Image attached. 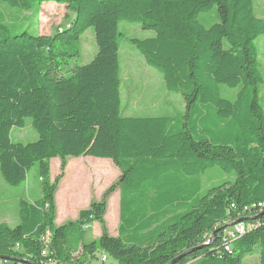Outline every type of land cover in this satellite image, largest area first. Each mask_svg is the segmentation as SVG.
Segmentation results:
<instances>
[{"label":"trees","instance_id":"1","mask_svg":"<svg viewBox=\"0 0 264 264\" xmlns=\"http://www.w3.org/2000/svg\"><path fill=\"white\" fill-rule=\"evenodd\" d=\"M259 1L0 0L23 12L55 3L73 15L70 27L52 36H8L0 23V176L18 187L37 165L40 195L20 200L17 226L0 224V256L23 261L14 264H84L102 251L116 264H244L245 256L257 255L264 264V210L256 211L264 203ZM214 9L218 22L203 27L200 15ZM120 21L153 36H124ZM88 29L97 54L71 68ZM122 37L161 74L166 91L181 96V117L121 115ZM221 85L240 87L233 101L221 97ZM26 119L38 140L13 143L12 129ZM80 157L111 160L120 178L75 221L56 226L55 194L66 159ZM54 158L61 165L52 182ZM211 169L227 180L206 186L203 176ZM116 190L114 237L105 215ZM93 222L100 236L86 240L84 227ZM229 223L250 226L231 252L221 243ZM46 231L51 242L43 256Z\"/></svg>","mask_w":264,"mask_h":264},{"label":"rangeland","instance_id":"2","mask_svg":"<svg viewBox=\"0 0 264 264\" xmlns=\"http://www.w3.org/2000/svg\"><path fill=\"white\" fill-rule=\"evenodd\" d=\"M0 23H6V27L8 28V32L5 34L8 36H14L22 32H28L32 34L35 32L39 35L43 36H52L57 32H61L66 30L70 27L71 21L73 19V15L70 12H67L63 5H58L55 3H43L40 5L36 12H23L17 8H9L4 3L0 2ZM255 14L257 17L264 18V0H260L256 5ZM200 24L205 27L209 28L213 24L218 22L217 15L215 13V9L211 10L206 13H202L199 17ZM120 33L124 36L135 38V39H144L147 37L153 36V32L143 31L138 24L127 23L125 21H120L118 25ZM119 44L121 45V64H120V78L124 77L126 71L129 70L127 62L131 61L135 69V83L131 82L130 93L131 96H138L141 92L145 93V99L150 98L151 94L156 95L159 99L161 98L162 93L168 94L173 101V111L174 115L177 117H181L183 115L181 104L178 103L177 100H182L180 95L175 93H168L166 89L163 87L161 83V74L153 68H150L145 65L144 59L141 54L134 48V46L129 43V41L125 38H120ZM257 47H259V64L262 74L264 76V36L257 40L256 42ZM97 54V46L94 39V31L93 29H88L85 33L81 35V52L78 58L74 59L70 65L71 68L81 67L89 64L94 56ZM144 70L154 72L152 83L147 80ZM154 74H158V77H155ZM240 87L237 88H228L226 86H220V94L221 97L230 101L235 99L237 92L239 91ZM129 92V91H128ZM152 92V93H151ZM260 100L264 108V84L260 87ZM121 115H124V104L123 107L121 106ZM138 116L147 115L138 113ZM156 115V114H154ZM163 115V114H160ZM11 140L13 143H33L38 140L37 133L32 129L30 119H26L25 126L23 128H13L11 131ZM56 162L58 163L57 172L51 175L52 182L60 174V167L61 164L59 158H55ZM69 160H72L69 158ZM105 161L110 166H113L111 160H99ZM53 165L55 166V162L52 161ZM93 165H87L86 169H91ZM71 166L67 172V175L63 173V177L60 179L58 186L63 181H68L70 185L74 186L73 190L80 192L78 194L84 193L86 189L88 190L87 186L91 185L90 193L94 200H101L103 193L107 188L111 185H114L118 182L120 178V172L117 170L115 176H111L108 180L104 177H98L93 175V172H88L86 177H82L84 181L81 183L79 180H73L70 178V175L73 174V178L76 177L80 171V168H74ZM56 168V166H55ZM100 172L97 175H107L110 176L109 170L105 167L99 168ZM88 170V171H89ZM37 165L31 168V170L27 174V181L22 183L18 187H11L8 186L0 176V224H6L10 227H15L20 223V216H19V200L22 201H37L40 197L39 195V184L37 178ZM55 171V170H54ZM52 172V170H51ZM80 173V172H79ZM78 173V174H79ZM77 174V175H78ZM66 175V176H65ZM227 177L224 173L220 172L217 169H211L205 173L203 176V182L206 186L208 185H215L219 184L220 182L226 181ZM64 182V183H65ZM63 183V184H64ZM85 185L82 190L79 189L80 185ZM89 192V190H88ZM102 194V195H101ZM83 197L89 198L90 194L85 193L80 195ZM100 196V197H99ZM75 199V196H72ZM112 197V195L110 196ZM99 198V199H98ZM110 199V198H109ZM111 202H108L107 211L105 221L107 224L108 232L117 236V226H118V213H117V206H118V199L117 196L113 197ZM227 227L225 231L228 229ZM231 228V227H230ZM100 231L99 225L97 222L91 223V225L86 229L84 238L86 240H94L95 237L98 235ZM110 234V235H111ZM112 236V235H111ZM80 255L79 250L75 251L73 254V258L77 259ZM103 257H106V261L103 262ZM244 264H259V258L257 255H248L245 256L243 259ZM0 264H14L10 261H1ZM84 264H116V261L110 257L109 255L105 254L102 251H96L91 255H87L84 260Z\"/></svg>","mask_w":264,"mask_h":264},{"label":"crops","instance_id":"3","mask_svg":"<svg viewBox=\"0 0 264 264\" xmlns=\"http://www.w3.org/2000/svg\"><path fill=\"white\" fill-rule=\"evenodd\" d=\"M119 60H120V64H121V48H120V52H119ZM127 64H128L129 70L126 71L124 74V77L121 78V81H122V84H121V106L123 107V104H124V115L123 116L124 117L168 116L171 118L177 117L176 115H174L173 106H172L173 101L171 100V97H169L168 94H165L164 92L162 93L160 99L158 97H156V95H154V94L150 95L149 100L145 99L146 94L142 93V92L138 96H135V95L131 96L130 87H131V82L135 83V69H133L134 66H133L131 61L127 62ZM153 73L154 72L144 70V74H145L147 80H149L151 83H152V80L154 78L152 75ZM154 76L158 77L157 79H159L158 74H154ZM161 83L164 87V82H163L162 76H161ZM177 101H178V103L181 104V108H182L181 111L183 113L184 112L183 100H177ZM138 113L147 114V115L138 116V115H136ZM154 114H156V115H154ZM160 114H163V115H160ZM71 159L72 160L66 159V166H65L64 173L67 175V172L71 166H74L72 171L74 170V168H77V169L80 168V171H79L80 173L78 172L79 173V174L77 173L78 175L75 174L76 175L75 178H73L72 177L73 174H71L70 178L73 180H79L81 183L84 182L82 180V177L83 176L86 177V174L88 172H93V175L98 176V177H104L105 179L108 180L111 176H115L114 173H116V171L114 172V170L118 171V169L115 166H114L115 168H113V166H110L107 162L99 161V160H108V159H97V158H93V157H80V158H71ZM52 161H54L56 163L55 164L56 168H55V166L52 167V165H53ZM60 165H59V167H60ZM87 165H93V166L89 170V169L85 168ZM57 166H58V163L56 162V159L55 158L52 159L50 161V179H51V181H52L51 175H53L54 173L56 174ZM101 167H105L107 170H109V173H111V175L110 176H107V175L99 176V175H97V173L100 172L99 168H101ZM51 170H52V172H51ZM64 182L65 181H63L60 184V186H58V189H57L56 194H55V204H56L55 224H56V226H61V225L65 224L67 222H70V221H75L78 218V214L80 213V211L87 209L88 206L90 205L91 201L94 200L92 198L91 193H90L89 187L91 185L87 186L89 192L86 189V191H84V193L78 194L81 191L78 192V191H76V189L73 190L74 186L70 185L69 180L66 181L65 183ZM84 186L85 185L81 184L79 189L82 190L84 188ZM85 193L90 194L89 198L80 196V195H83ZM115 195L117 196V199H118L117 213H118V217H119V191L118 190H116L112 194V197H110L108 202H111L110 200L113 197H115ZM72 196H75V199ZM95 201H97V200H95ZM19 202H20V200H19ZM105 217H106V215H105ZM110 234H111V232H110ZM111 235L114 236L113 234H111ZM99 236H100V231L98 232V235L95 238L97 239Z\"/></svg>","mask_w":264,"mask_h":264},{"label":"built area","instance_id":"4","mask_svg":"<svg viewBox=\"0 0 264 264\" xmlns=\"http://www.w3.org/2000/svg\"><path fill=\"white\" fill-rule=\"evenodd\" d=\"M256 207H257L256 211L257 210L258 212L262 211L264 210V203H259ZM229 224H228L229 228L226 231L224 230V235L221 240V243L227 252H231L233 244L237 240H239L241 237H243L250 229L249 225H245L243 223H237V224L229 223ZM87 228H88L87 226L84 227V229H87ZM207 239L209 240V237H207ZM50 242H51V233L50 231H46L45 234L41 238V243L43 246L41 254L43 256L48 255V247H49ZM102 261L105 262L106 258H103ZM49 264H54V262L52 260H49Z\"/></svg>","mask_w":264,"mask_h":264},{"label":"water","instance_id":"5","mask_svg":"<svg viewBox=\"0 0 264 264\" xmlns=\"http://www.w3.org/2000/svg\"><path fill=\"white\" fill-rule=\"evenodd\" d=\"M239 222V221H238ZM222 230H224V228L222 229ZM0 260L1 261H10V262H19V263H22L23 261L22 260H15V259H11V258H8V257H1L0 256Z\"/></svg>","mask_w":264,"mask_h":264},{"label":"bare ground","instance_id":"6","mask_svg":"<svg viewBox=\"0 0 264 264\" xmlns=\"http://www.w3.org/2000/svg\"><path fill=\"white\" fill-rule=\"evenodd\" d=\"M103 258H105V257H103Z\"/></svg>","mask_w":264,"mask_h":264}]
</instances>
